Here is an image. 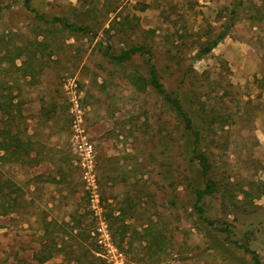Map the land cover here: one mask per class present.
<instances>
[{"label":"rangeland","instance_id":"rangeland-1","mask_svg":"<svg viewBox=\"0 0 264 264\" xmlns=\"http://www.w3.org/2000/svg\"><path fill=\"white\" fill-rule=\"evenodd\" d=\"M135 46L151 56H105ZM151 63L200 142L139 79ZM0 107L22 142L0 160V264H115L98 211L119 264H253L240 245L264 264V0H0Z\"/></svg>","mask_w":264,"mask_h":264},{"label":"trees","instance_id":"trees-1","mask_svg":"<svg viewBox=\"0 0 264 264\" xmlns=\"http://www.w3.org/2000/svg\"><path fill=\"white\" fill-rule=\"evenodd\" d=\"M28 8L30 7L28 6ZM237 9L238 7H236L231 12L229 23L226 25L225 29L215 39H211L203 45V47L200 49L198 53V57L203 58L209 55L210 53H212V51L218 46V44L228 36L230 30L235 26L237 22V18H236ZM65 28H68V27H65ZM69 28L73 31H85L86 30V29H81L80 27H74V26H71ZM137 54L151 56L150 51H148L145 47H139V46L131 47L125 50L119 56H115L109 52H106L105 56L109 57L111 60H113L116 63L123 64L131 60V58ZM149 74L150 75L147 80L143 79L140 76H139V79L142 82H145L147 86H150L151 88H153L157 94L162 96L166 102L172 105V107L176 110L179 117L185 124L186 128L192 131L197 142H200L202 138L200 131L195 130L191 118L183 110V107L181 106L178 99L173 98L171 95H169V93L166 92V90L164 89L163 85L160 82L157 67L153 63H151L150 65ZM3 112H5L4 109L0 107V113H3ZM6 133L7 132H5V129H0V135H2L0 139V160L1 161H6L7 155L9 154L20 155V147H21L20 144H22L21 140H18L16 138L12 137L9 139V137L5 135ZM13 147L15 148L14 151H12ZM194 159L200 165L201 176L203 180V188L199 190L197 193V202L195 205V209L199 213L200 216H203L204 211H203V207L201 206L202 201L206 197H211L215 195L218 188H217V183L215 182V180H213L212 175H211L212 165L209 161V158L204 153L196 151L194 152ZM239 248L243 249L246 254L252 257L253 264H262L260 257L257 255L255 251L251 250L248 245H240Z\"/></svg>","mask_w":264,"mask_h":264},{"label":"built area","instance_id":"built-area-1","mask_svg":"<svg viewBox=\"0 0 264 264\" xmlns=\"http://www.w3.org/2000/svg\"><path fill=\"white\" fill-rule=\"evenodd\" d=\"M75 106L78 107L77 102ZM77 152L79 154L80 165L85 171L86 179L90 181L94 167V156L92 146L88 144L85 137L82 138V141L78 143ZM94 209L99 210V206L94 205ZM97 215L99 216V227L97 231L99 233L100 238L102 239L101 242H103V244H105V246L109 248L108 251L110 253H113L115 264H119L117 257H121V254H118L117 250H115L113 248V245L111 244L108 225L106 221L100 217L99 211L97 212Z\"/></svg>","mask_w":264,"mask_h":264}]
</instances>
